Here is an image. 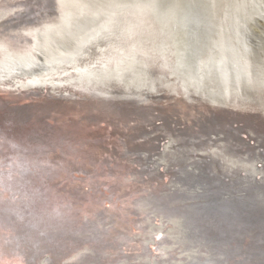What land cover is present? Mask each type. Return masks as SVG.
<instances>
[{
	"label": "bare ground",
	"instance_id": "1",
	"mask_svg": "<svg viewBox=\"0 0 264 264\" xmlns=\"http://www.w3.org/2000/svg\"><path fill=\"white\" fill-rule=\"evenodd\" d=\"M60 1L66 16L14 25L5 16L16 4L0 0L1 95L27 96L33 102L22 103L36 112L33 119L39 117L36 101L48 103L56 123L85 120L72 106L83 101L81 106L93 107L96 101L112 106L101 115L127 133L138 121L136 110L162 103L161 109L177 104L188 117L201 112L214 129L200 137L191 134L186 120L184 128H170L146 116V127L135 134L162 136L158 147L120 148L119 156L155 174L158 183L134 188L125 198L104 199L102 211L97 201L75 199L76 187L88 181L72 176L78 170L69 165L76 164L58 159L61 151L38 153L41 170L4 160L10 163L0 165V264H264V143L256 142L251 122L264 119V0ZM189 6L208 14L213 29L207 42L195 33L201 21L191 17ZM187 45L197 46L194 55ZM221 54L233 62L237 55L239 71L221 66ZM223 76L242 83H227L221 95ZM11 107L7 116L13 119L19 110ZM62 107L72 121L62 117ZM119 108L126 111L122 118L115 116ZM24 149L16 146L10 154L22 157ZM104 162L85 168V175L106 173L110 180L99 183L105 195L108 184L125 188V174ZM85 191L90 197L92 191ZM125 199L142 222L137 218L127 230V218H119ZM150 211L160 219H149ZM144 224L145 230L162 231L156 254L145 250ZM131 234L138 237L128 251L123 245Z\"/></svg>",
	"mask_w": 264,
	"mask_h": 264
},
{
	"label": "water",
	"instance_id": "2",
	"mask_svg": "<svg viewBox=\"0 0 264 264\" xmlns=\"http://www.w3.org/2000/svg\"><path fill=\"white\" fill-rule=\"evenodd\" d=\"M11 2L17 6L16 9H13V11L8 12L6 14L7 20L12 19V24L17 25L20 20H25L27 23H43L45 21L49 20H55L58 18L60 15L61 16H66V14L63 13V6L61 5V1L59 0V4L56 5L54 0H11ZM194 4V2H193ZM61 5V6H59ZM205 6V4H204ZM200 7V6H198ZM206 7V6H205ZM189 9H191V17H193L195 20L200 22V25L202 28L194 30L195 33L201 36V38L204 40V42L208 39L211 38V30L213 27L211 24L208 22V14L205 13L203 10H197V8L194 6H189ZM143 20L145 21L146 17L143 15ZM14 21V22H13ZM24 21V22H25ZM25 22V23H26ZM23 23V24H25ZM26 23V24H27ZM103 34L102 31H99ZM246 35V34H245ZM242 36L247 38V36ZM245 43V42H244ZM188 53L193 54L194 51H196L197 46L194 45L191 50L190 46L187 45ZM225 48L229 49L228 44L225 46ZM231 51V50H230ZM90 53H94V51L90 50ZM194 55V54H193ZM221 66H226L227 68L230 69V72H236L239 71V66L237 63L240 64L241 59L237 57V55L234 56V62L229 59L228 55L221 54V57H219ZM244 65V64H243ZM214 67H217L214 65ZM245 67V65H244ZM216 70H214L215 72ZM216 73V72H215ZM228 76V75H227ZM227 76H223L225 79H223V84L224 87L223 89L219 92L220 94L223 93L226 84L229 83L230 87H232L236 82H238L240 79L238 77L236 78H229ZM233 77V76H232ZM239 83H242L241 80ZM1 88V86H0ZM251 88V86H250ZM2 92H0V98L4 97L5 99H0V135L3 134L2 136L5 137L0 141V165H3L4 167L8 165V163H19L20 165L18 166H31L32 168H37V169H42V165L38 162V153L43 152V151H50V150H59L61 151V155L57 156L58 159H67L71 161V163L76 164L75 166L69 165V167L72 170L77 169L78 171H75L78 173V175L73 174L72 176L75 175L77 178L80 177L81 179H85L88 181V183L85 185L84 183H80L77 189H75V199L80 202V201H86L88 202L91 201H97L96 206L98 207L99 211H102L106 209L104 207L105 202L104 199L107 201L110 200V198H115V199H120V197L125 198L126 196L130 195L133 192V189L135 188L136 190L140 189V187H145L148 189V187L157 185L158 183V177L155 176V174H147L143 169L141 171V168L136 164L135 162L130 163L128 160L121 158L119 156L122 152L120 151V148H124L126 151L135 149V148H151L154 149L156 146L158 147V143L160 140H162V136L157 135V136H151L148 135L146 138H139L135 133H138L142 128L146 127L145 124L148 122L146 118L148 116L154 118V119H159L164 121L168 127H178V128H184L187 125V122H190V130L191 134H194L195 136H200L204 137L211 129H214L212 125L210 126V121L207 119L206 115H203L201 112H190L191 115L188 117L186 114H184V110H182L177 104L172 105L169 109L167 108H162L163 104L160 103L159 108L157 104H152L148 109H143L141 110H136L137 113V118L138 121L136 120V123L131 127L130 131L127 133L122 132L123 129H121L122 125L119 123L113 124L112 121L108 116L101 115L100 110L102 108H106L108 112H112L109 109H112V106L109 105H104L101 104L100 102L93 101V107L89 106L86 108V105L83 107L81 106L82 103H85L81 101L78 104H75V106H72L73 110L78 107V112L77 113H82L83 116H85V120L81 119L80 122H76V124H70V122L66 121H58L56 123L55 119H53V110L51 109V106L47 103H44L43 105H37L41 101H36V109H37V115L39 117L33 119L31 115H35V113L31 110H29V106L27 103H22V101H29L27 96H24L25 100L22 96L15 97L13 95H6L3 96L1 95ZM3 94V93H2ZM217 94V93H216ZM5 95V94H4ZM219 95V94H217ZM223 95V94H221ZM8 105H11L12 109H17L19 111H15L17 114L13 119H10L11 116H7L8 112ZM148 105V106H149ZM104 106V107H103ZM98 108V109H97ZM123 108V107H122ZM157 108V109H156ZM50 109L52 111H50ZM123 109H127L124 107ZM123 109H116V115L122 118L121 116H125V110ZM69 110L66 109L65 107H62V113L65 119L72 121L67 114ZM31 114V115H30ZM20 115H25L23 116L22 119H18ZM91 116H97L98 120L90 121L89 122L86 120L87 118ZM147 116V117H146ZM226 116V115H225ZM242 116V115H241ZM143 117V119H142ZM162 117V118H161ZM239 117V116H238ZM257 119L255 121L253 118L252 119V124L255 125V130L254 132L258 133V136H254L256 138V142L259 144L264 143V119H260L258 117H254ZM62 119V118H61ZM146 120V121H145ZM20 121V122H16ZM177 121H183L185 124L178 123ZM241 123V121H238V123L233 124L238 126V124ZM137 125V127H135ZM221 129H224L225 127L221 126ZM228 130L236 134L237 136L241 137V133H236L231 130V128H228ZM103 131L108 133L109 135L102 137ZM128 134V135H127ZM219 135V134H218ZM131 136V137H130ZM222 136V135H219ZM245 136V135H244ZM124 138L123 144L124 147H122L119 142L121 141V138ZM206 137V136H205ZM7 138V139H6ZM109 139V140H107ZM247 139V138H246ZM77 140V141H76ZM73 141H76L75 143H72ZM79 143V144H78ZM83 143L85 144H92V146L87 147L84 146ZM18 146L19 149H24L22 153V157L10 154L13 151H15V147ZM82 146V150H78L79 147ZM76 150V151H75ZM136 151H139L136 149ZM127 154V153H126ZM85 156L84 158L79 156ZM12 159V160H10ZM4 160H10V162H4ZM66 160V161H67ZM104 161L111 163V165L118 171V173L125 174L123 178H125V188L119 189L118 184H114V187H110L111 185H107V188L110 190L108 194L106 193L103 194L101 192V189L105 188L104 186H101V183H105V176L107 175L106 173L100 176L96 171L91 174V178L87 177L85 175L86 173L84 172L87 171L85 168L88 167V169H91V167L95 166L96 162L98 163H105ZM110 161V162H109ZM49 163V162H48ZM67 164V163H66ZM100 169L106 168L108 169V165H102L98 164L97 165ZM10 170H16L15 167L11 165ZM83 170V171H82ZM134 172L136 173L137 176L135 177L138 181L131 177L130 174ZM1 172L0 174H2ZM162 174V175H160ZM109 177L112 176V174H108ZM159 175L162 177L164 176V171L161 169V172ZM84 176V177H83ZM122 176V175H121ZM98 177V178H97ZM165 177V176H164ZM113 181L117 182L118 181V175H113L112 176ZM107 180H110L106 178ZM141 180V181H140ZM91 185V186H90ZM84 186V188L82 187ZM87 186V187H86ZM103 187V188H102ZM92 188V189H91ZM115 188V189H114ZM92 191L90 197L87 196V192L85 190ZM41 191V190H37ZM126 194V195H125ZM78 196V197H76ZM118 196V197H117ZM102 200V201H101ZM105 200V201H106ZM126 199L124 200L123 205L126 206L123 211L120 209L119 212V218L123 217L124 219L127 218L126 222V229L134 227L137 218L139 219L140 215L136 209H133L134 206L130 205V203ZM104 203V204H103ZM121 203V202H120ZM84 204V203H83ZM149 219H154L155 217L160 219L158 214L154 213V211H150L147 215ZM140 220V219H139ZM119 221H123L122 219H119ZM135 221V222H134ZM140 223V221H138ZM145 224L142 226L141 231L145 232L148 231L149 227L147 228L148 230H145ZM133 229V228H132ZM158 228H153L152 230H149V232H146V240L144 238L145 242V250L150 252V253H155V247H157L156 240H158V236L162 234V231L157 230ZM116 231V230H115ZM133 231V230H131ZM151 231V233H150ZM117 233V232H116ZM131 234L128 238V245L127 243L124 244L123 246L125 247L124 249H129L133 247L132 241L138 237V235H135L134 238ZM123 241V240H122ZM122 246V243H120ZM129 247V248H128ZM153 249V250H152ZM158 254L160 252L158 251ZM155 257H159L158 255ZM160 259V257H159ZM136 262V261H135ZM159 262H155L153 264H158ZM7 264V263H3ZM16 264V263H15ZM18 264H22L19 263Z\"/></svg>",
	"mask_w": 264,
	"mask_h": 264
},
{
	"label": "rangeland",
	"instance_id": "3",
	"mask_svg": "<svg viewBox=\"0 0 264 264\" xmlns=\"http://www.w3.org/2000/svg\"><path fill=\"white\" fill-rule=\"evenodd\" d=\"M115 199V198H114Z\"/></svg>",
	"mask_w": 264,
	"mask_h": 264
}]
</instances>
